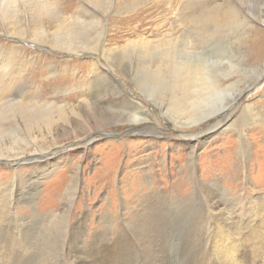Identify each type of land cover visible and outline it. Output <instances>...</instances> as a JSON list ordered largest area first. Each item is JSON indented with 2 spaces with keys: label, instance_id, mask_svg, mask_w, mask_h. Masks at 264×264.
Segmentation results:
<instances>
[{
  "label": "bare ground",
  "instance_id": "bare-ground-1",
  "mask_svg": "<svg viewBox=\"0 0 264 264\" xmlns=\"http://www.w3.org/2000/svg\"><path fill=\"white\" fill-rule=\"evenodd\" d=\"M78 1L76 10L63 20L58 0H0V36L5 35L19 41L21 39L16 36L25 38L27 30L24 27L19 29L18 26L17 30L9 32L10 23L14 26L17 24L27 26L34 18L48 16L59 23L52 33L47 28L39 26L28 43L33 44L34 53L38 54L42 52L41 50L58 51L61 55L87 53L105 59L107 63L102 64L93 58L94 60L88 63L87 74L79 76L82 70L77 69L70 75L73 77L70 84L53 88L43 96L42 88L35 85L30 74L37 72L36 69L39 67H44L38 76L46 80L44 87L54 86L67 77L64 75L69 72L71 60L61 62L45 59L47 62L44 65L38 63V57L34 54L27 58L17 55L21 51V46L9 48L11 45H0V162L6 160L8 164L7 169H0L5 176L0 175V264L46 263L44 262L46 230L50 229L48 228L50 226H55L58 223L56 220H60V229L62 228L64 236L76 234L78 240H86L87 231L82 227L74 228L84 225L86 210L76 215L73 222L69 221L73 210L81 206L75 203L83 187L81 164L77 165L63 185L66 190V201L62 206L44 213L39 212V208H42L40 204L42 187L46 186L44 179L47 175L54 174L60 167L61 164L58 162L62 158L60 154L65 155L64 151L72 153L76 149H81L80 158H84L102 133L110 134L104 129L118 123L129 124L128 129L131 130L128 132L147 139L152 149L158 148V140L155 138L159 132L157 128H148L146 124L154 115L149 108L145 109V105L150 106L137 96L135 100L124 97L121 84L110 73V65L124 70L126 74H132L144 96L160 107V113L170 115L173 125L180 129V132L194 130L196 125L197 127L205 125V129L196 134L186 132L175 134L177 142L186 141L187 143L183 144L190 146L186 160L189 171L187 176L194 186L196 181L198 183L197 188L193 190L192 198L190 197L188 203L185 202L179 211L181 216L170 214L172 211L168 188L160 185L159 172L155 169L158 165L162 166L161 170L166 171V174L170 169L164 149L166 146L171 147L172 140L168 139V144L161 146L163 148L161 155H158L159 151L151 154L150 165L147 164L139 170L145 182L142 197L139 196L135 206L133 203H124L118 208L117 217H110L111 215L105 217L107 222L105 230L94 231L93 240H128L124 232H118L123 224H126L127 230L129 229L137 239L140 234L146 232L143 230L147 227L181 222L185 239L184 264H264V194L257 198H249L248 193L242 191L244 188L241 187V192L237 191L239 195H234L231 190L221 185L222 177L212 176L211 167H206L200 177L197 175L198 149L205 138L211 135L217 138V133L224 126L227 131L232 128L228 126L233 118L232 112H223L225 115L222 113L228 101L234 99L235 102V99L242 95L248 98L254 86L257 85L256 89L263 86L261 80L264 78V65H260L261 68L256 72L254 70L250 72L248 69L238 70V65L242 62L233 61L237 53L231 45L230 36L227 44L223 41L219 46L218 38H223L221 33L224 27L239 19L240 10L237 5L231 6L228 12H222L224 7L218 3L219 0H213L212 3L210 0H186L185 11L177 14L178 18H175V22L182 27L177 29H181L180 32L172 33L167 38L164 36L156 43L139 34L134 39H126L123 46L107 49L105 45L108 41L107 28L105 21L102 22L105 15L91 7L94 5L98 8L100 3L103 4V0H89L90 5L85 0ZM53 10L56 11V15L49 14ZM244 16L249 19L248 15ZM250 22L252 23V20ZM28 51L30 50H26L27 53ZM213 54L217 57L214 58ZM240 55L243 56L241 53ZM238 71L245 75V79L237 76ZM138 73L142 76H138ZM34 76L35 74L32 75ZM233 76L238 78L234 79V82L229 81ZM238 80L241 84L245 82L239 89ZM163 91L170 93L166 94L169 96L167 104L157 98L151 100L147 94L158 92L163 95ZM111 92L116 96L114 101L121 102L122 108L118 109L120 113L109 115L106 114L105 107L111 102ZM141 101L144 103L141 104ZM245 107L247 116L253 106L247 104ZM94 109L100 111L96 112ZM88 118L99 119L95 120L96 125L93 126ZM254 122L257 123L252 117L246 119L245 127L248 131ZM140 123L143 126L138 127ZM150 128L152 130L149 133ZM79 129L82 134H79ZM70 133L76 135L70 142L74 147H60V138ZM237 134L241 141L240 145H243L240 154L243 162H247L251 147L248 134L246 131L241 133L240 130ZM83 139L86 142L81 145L79 142ZM125 143L111 150L112 153H121L122 157L126 149L131 148ZM156 157H159V163L156 162ZM111 168L116 178L121 168L120 158L111 157V162L105 164L98 172L99 177L107 180L105 173ZM123 170L124 168L120 171ZM233 174L237 176L236 172ZM55 191L60 193L57 189ZM114 196L115 199L118 198V194ZM46 197L55 198L51 194ZM84 206L86 209L87 206ZM125 210L132 211V220L123 219L122 213ZM104 232L107 233L106 237ZM154 236L155 232H148L143 237L151 241ZM162 242L164 243V240ZM56 245L58 247V244ZM57 250L63 254L64 248L53 249L51 252L59 255ZM132 253L125 252L120 256L111 253L108 261L132 264L135 263L133 260H140V256L135 257ZM141 256L145 264H159L157 253L153 250L145 251ZM164 258L167 260V257ZM91 259L96 261L93 257Z\"/></svg>",
  "mask_w": 264,
  "mask_h": 264
},
{
  "label": "rangeland",
  "instance_id": "rangeland-1",
  "mask_svg": "<svg viewBox=\"0 0 264 264\" xmlns=\"http://www.w3.org/2000/svg\"><path fill=\"white\" fill-rule=\"evenodd\" d=\"M58 1L60 2V13L63 16V20L66 17L71 16L79 4L78 0ZM85 1L90 5L91 2H89V0ZM212 1L213 0H210L209 2L212 3ZM102 2V5L101 3L98 5L99 9L96 6L94 7V5H91V7L95 10H99L98 12H100V14L105 15L102 22L105 21V28H107L106 36H108V41L105 44L107 49H111L116 46H123L126 42V39H134L139 34L146 36L148 40L151 42L154 41V43H156L157 40L164 36L167 38L168 35H171L172 33L176 34L180 32L182 27H179V24L175 22V18H178L177 16L185 11V6L187 3L186 0H103ZM218 3L222 4L224 7L222 12H228L232 8L231 6L234 4H236L237 8L240 10L238 12V21L228 23L227 27H224V30L221 33L223 38H218L219 46L223 44V41L224 44H227V39L229 40L228 36H230V39L232 40L231 45L237 53V57L233 58V61L242 62H239L241 65H238V70L244 71L245 69H248L250 72L253 70L256 72L261 68L260 65H264V0H219ZM63 10L66 11L64 12ZM49 14L56 15V11L53 10ZM244 14L248 15L249 19H246ZM250 20H252V23ZM58 23L59 22L54 20V18H50L48 16L34 18L27 26H22V24H17L14 26L12 23H10L8 25L9 32H14L18 29V26H20L19 29L24 27L27 30L24 36L26 39L16 36L17 38L21 39L17 41V39L11 37L7 38L5 35L0 36V45H11L9 48H17L21 46V51L17 55H22L26 58L36 55L38 57V63L45 65L49 59L58 60L61 62L62 60H71V63H69L70 73H66L64 76L67 77L54 84V86L47 88L44 87V82H46V80L38 76V73L43 72L44 67H39L36 69L37 72H33V74H35L34 77H32L33 74H30V77L33 78L35 85H39L40 88H42L43 96H45L47 92L51 91L53 88L62 86L64 84H70L71 78H73L70 77V75H73V71L81 69L82 71H80L81 74H79V76L87 74L89 71L88 63H90L91 60H94L93 58H96L102 64L106 63L105 59L97 58L87 53H85V55H71L66 53L65 55H61L58 53V51L47 52L43 50H41L42 52L39 51L40 53L38 54L34 53L33 44H28L31 42L34 32L39 28V26H43L52 33L56 30ZM176 25H178V27H176ZM179 28L181 29L177 30ZM2 33L9 35L7 32ZM26 50L30 51L27 53ZM240 53L243 54V56L240 55ZM213 56L214 58L217 57L216 54H213ZM108 63L110 64L109 61ZM109 69L110 73L113 74L112 76L118 83L121 84L122 90L125 93L124 97H129L135 100V97L137 96L138 99L142 98V100L150 106L148 107L145 105V109L149 108V110H151L154 115L151 116L150 120L146 122V124L148 128H157L159 134H157L158 137L155 139L158 140V148L152 149L151 144L146 141L147 139L128 132L131 130L128 129L130 128L129 124L126 125L125 123H118L108 126L104 129L110 134L106 135L102 133L100 137H98V141L94 143L92 148L87 151V154H85L84 158H80V155L82 154L81 149H76L75 151H72V153H67L64 151L63 153L65 155L60 154L62 156L58 162L61 164L60 167H58L54 174L47 175L44 179L46 186L42 187V194L40 195V204L42 208H39V212L44 213L53 208H60L62 206V204L66 201V190L64 189L63 185L67 182L69 175L74 171L77 165L81 164L83 171L82 178L84 179L82 182L83 187L75 202L77 206H81L73 210L69 217V221L73 222V219L76 215L86 210L84 213V215H86L84 225L74 226V228L82 227L85 229V231H87V234L85 237L86 240L83 241L78 240L76 234L64 236L62 228L60 229V220H56L58 223H56L55 226L48 227L50 229L46 230L45 237L47 240L45 239L44 242V247L46 250L44 262L46 263L44 264H118V262L115 260V263L108 261L109 254L113 253L116 256H120L125 252H133L132 254L135 257L140 256V260H133V262L136 264H145L141 255L145 251L150 250H153V252L157 253L159 264H184L185 239L183 233V223L180 224L181 222L179 224L173 223L172 225H159L152 228L147 227L143 230H146V232L140 234L137 239L134 238L132 232L130 233L129 229L127 230L126 224H123L118 232H124V235L128 240H93L94 231L101 232L105 230L107 223L105 217L110 215V217H117L118 214L116 213L118 208H120L124 203H133L135 206L139 200V196L142 197L144 193L142 188L145 182L143 181L142 173H140L139 170L151 163L149 160L151 154L159 151L158 155H161L160 153L163 152V148L161 146L168 144V139L172 140L170 141L171 147L166 146L164 149L166 150L167 162L170 166V169L167 171V174L166 171L164 172L161 170L162 166L159 167L158 165V167L156 166L155 169L159 172L158 177L161 183L160 185H162V187L165 189L168 188V195L170 196L169 205H171L170 209L172 211L170 214H179L181 216L182 214L179 211H181V208L186 203H188L190 197L192 198V195H194L193 190L197 188L198 183L196 181V186H194L191 184L192 181L189 180L187 176L189 171L186 166V160L190 146L183 144L187 143L186 141L183 143L177 142L175 134L178 135L182 132L196 134L202 129H205V125L199 127L196 125L197 128L193 125L195 127L194 130H181L180 132V129L173 125V121L169 118L170 115L167 116L160 113V107L156 105V103L150 102L144 96V94L138 88L137 80L132 78L134 77L132 74H126L124 70L119 69L116 66L110 65ZM240 73L238 71L237 76H241L240 78L245 79V75ZM139 75L140 77L142 76V74L138 73V76ZM237 76L231 77L229 81L234 82L238 78ZM74 80L76 79L74 78ZM244 83L245 82L243 81L241 84L240 80H238V89L240 88V85L243 87ZM261 83L263 85L261 86L262 88L256 89L257 85L254 86L255 88L253 90L251 89L249 92L250 94L247 93L249 94L248 98H246L245 95H242V97L235 99V102L234 99H230L228 101V105L226 109L222 111V113H226V111L230 113L232 112L233 118L228 124V126L232 128L227 131V128L224 126L225 129L222 128L218 132L219 134L217 133V138L211 137L212 135L206 137L198 149V177L202 175L206 167H211V169H213L212 176L222 177L221 185L226 187V189L231 190L234 195H239V192L237 191L241 192L240 189L243 187L244 190L242 191L247 192V197L249 198H257L258 196H263L264 194V118H262L264 117V78L261 80ZM163 92V95L159 94L158 92L147 94L151 97V100L157 98L159 101H165L164 103L167 104L169 101V96L166 94L170 93L167 91ZM112 94L113 92L110 93L111 102H109V105L105 107L106 114L109 115L113 113H120L118 109L120 107L122 108L120 105L121 102H117L116 100L114 101L116 96ZM143 101L140 103L143 104ZM247 104H250L253 107L246 116L244 110H246L245 106ZM98 111L100 110H96V112ZM225 113H223V115H225ZM251 117L257 121V123H252L249 126L248 131L247 127H245V123L246 119ZM85 118H87V116ZM88 119L89 122L95 126V120L99 118ZM141 126H143V124L141 125L140 123L138 127ZM233 128L240 130L241 133L242 131H246V134H248L251 147L250 156L247 162H243V157L240 154L243 145H240L241 141L239 140L237 134L238 130H234ZM151 130L152 129L150 128L149 133ZM79 134H82L80 129ZM74 136H76L74 133L63 135L60 138V147L64 146L66 148H73L74 144H70V142L73 141L72 137ZM85 142L86 140L83 139L79 143L83 145ZM123 142H126L127 144L125 143V145L127 146L129 144L131 148H127L126 152L122 154V157H120V152V154L112 153L111 150L117 146H120V144ZM113 154H115L114 157ZM111 157H118V159L120 158L121 168L118 170L116 178L114 177V173L111 171V168L109 172L105 173L107 180H104L103 177H99L98 172L105 164L111 162ZM156 162L159 163V157H156ZM7 166L8 164L6 160L0 162V169L2 168L5 170L7 169ZM122 168H124V170L120 171ZM67 172L69 174L66 175ZM233 172L237 173L236 177ZM0 175H3L2 171H0ZM61 179L62 181L59 182ZM57 182L59 183L57 184ZM55 187L60 193L55 191ZM165 189L162 190L166 191ZM50 194L55 198L52 199L51 197H46ZM115 194H118L117 199H115ZM122 198H124V200ZM198 201H200L199 197ZM84 205H86L88 209L87 207L85 209ZM165 206L167 205L165 204ZM172 206L176 209L172 208ZM132 214V211L125 210L122 213V217L123 219L130 221L133 218ZM153 231L155 232L156 236H154L151 241H149L147 238L144 239L148 232L154 233ZM106 234L107 233L104 232V237H106ZM158 234L162 235V237ZM161 238H163L162 240H164V243L162 242ZM55 243L61 248H58ZM62 248H64L63 254H60V250H57L59 255L53 254L51 252L53 249ZM78 248L81 249L77 251ZM157 248L158 250H156ZM79 257L80 259H78ZM91 257H93V259L95 258L96 261L92 260ZM164 257H167V260Z\"/></svg>",
  "mask_w": 264,
  "mask_h": 264
}]
</instances>
